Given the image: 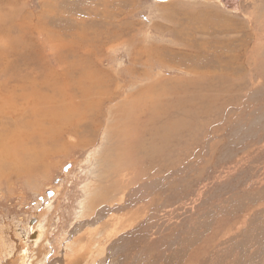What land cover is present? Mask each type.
<instances>
[{
    "label": "rangeland",
    "instance_id": "obj_1",
    "mask_svg": "<svg viewBox=\"0 0 264 264\" xmlns=\"http://www.w3.org/2000/svg\"><path fill=\"white\" fill-rule=\"evenodd\" d=\"M224 1L0 0V264L73 240L74 264H166L182 240L178 264L237 259L264 225V0Z\"/></svg>",
    "mask_w": 264,
    "mask_h": 264
},
{
    "label": "bare ground",
    "instance_id": "obj_2",
    "mask_svg": "<svg viewBox=\"0 0 264 264\" xmlns=\"http://www.w3.org/2000/svg\"><path fill=\"white\" fill-rule=\"evenodd\" d=\"M1 70V69H0ZM9 76V75H8ZM10 77V76H9ZM5 83V82H4ZM6 89V85L5 84H0V90L1 91H3V90H5ZM11 95H14L15 93H14V91H12V90H10V91H8ZM15 98L16 99H22L23 97H22V95H16L15 96ZM95 102L94 101H91L90 103H88L87 104V107L88 108H91V104H94ZM98 101L96 100V104H94L93 105V107L92 108H97V106H98ZM9 108L10 109H13L14 108V105H9ZM1 107H0V113H1ZM5 115V114H4ZM9 115V114H8ZM8 115H6V116H8ZM23 115H24V109L22 110V111H20V113L18 114V118H23ZM114 115V114H113ZM116 115V114H115ZM2 116V115H1ZM4 117V116H3ZM1 118V117H0ZM4 119V118H3ZM7 120V119H6ZM10 122H13V119H10ZM24 125H27V123H24ZM140 130V129H139ZM138 130V131H139ZM137 131V132H138ZM34 129H32V128H29L27 131H25V133H24V135L20 138V141H21V143L19 144V145H16L15 143H11L10 145H11V148L12 149H15V150H17V151H19V152H21V155H22V158L25 160L26 158H24V157H26V154H27V152L29 151V150H31L30 149V147H28V144H30L32 147H34V148H36V149H39L40 147L38 146V144L36 143V141L34 140V138H35V136H32L33 134H34ZM139 133V132H138ZM135 136H136V133L134 134ZM140 135H141V133H140ZM139 135V136H140ZM141 137V136H140ZM136 138V137H135ZM132 139H134V138H132ZM134 141V140H133ZM134 144V143H133ZM136 144V143H135ZM135 144L133 145V147L135 148ZM138 144V143H137ZM27 146V147H26ZM26 147V148H25ZM8 148H10L9 146H8ZM7 148V149H8ZM25 148V149H24ZM21 149H24V152L21 150ZM41 150H40V152L42 153L43 152V148H40ZM13 151V150H12ZM15 152V151H14ZM44 152H45V149H44ZM5 152H3L2 151V149H0V156L1 157H3V159L4 158H6L5 157V154H4ZM26 153V154H25ZM13 154V153H12ZM11 154V155H12ZM97 155V154H96ZM95 155V156H96ZM7 156V155H6ZM28 156V155H27ZM98 156V155H97ZM13 157V155L11 156V158ZM15 158V157H14ZM20 158V157H19ZM28 158V157H27ZM96 158H98V157H96ZM30 159V158H29ZM8 160V159H7ZM90 160H92V159H90ZM10 161V160H9ZM12 161H13V159H12ZM19 161V160H18ZM16 159H14V162L12 163V165H11V163H10V165L11 166H13L14 165V168L18 165L19 166V162H18ZM27 161V160H26ZM29 161V160H28ZM11 162V161H10ZM21 166V165H20ZM18 169V168H17ZM16 170V169H15ZM14 170V171H15ZM23 170V169H22ZM150 171H152L151 169H148V173L150 172ZM154 172V171H153ZM86 192V191H85ZM88 192V191H87ZM88 195V194H87ZM88 197V196H87ZM91 204V203H90ZM90 204H88V203H86L85 204V207H84V209H86V208H88V207H90ZM83 205V204H82ZM222 206V205H221ZM81 207V206H80ZM83 209V208H82ZM219 211V210H218ZM220 214H221V212H220ZM264 214V213H263ZM113 219H114V224H113V222H111L109 219L107 220V222H106V228H105V233H104V236L107 238V239H109V238H111V236H112V234L114 235L115 233L114 232H116V231H118V230H120V228H121V226L118 224V221H117V219H115V217H113ZM120 219V218H119ZM118 219V220H119ZM257 219V218H256ZM259 220H260V218H258ZM121 221H124V220H122L121 219ZM263 221V220H262ZM110 222H111V227H110ZM249 223V222H248ZM254 223V222H253ZM255 225V224H254ZM119 226H120V228H119ZM253 226V225H252ZM122 227H123V223H122ZM260 227V226H259ZM255 228V227H254ZM252 230V229H251ZM250 229H249V231H251ZM94 231V230H93ZM254 231H257V234L255 235V237H251L252 235L250 234V235H247L246 237H245V239H248V238H250L249 240H247V241H243V242H241V244L240 245H238V247H239V249H240V254H239V256L237 257V259L236 260H234L233 262H232V264H264V225H263V227L262 228H260V229H258V230H255L254 229ZM253 231V232H254ZM252 232V231H251ZM250 232V233H251ZM256 233V232H255ZM89 234V233H88ZM186 239V238H185ZM80 241L79 240H73V242H71V245L69 244L68 246H67V250L69 251V252H71L72 254L71 255H67V257H65V258H63L64 260H65V262L63 261V259H62V261H61V263L62 264H74V260L76 259V258H78L79 257V255L81 254V252L83 251V248L80 246L81 244L79 243ZM249 244H248V243ZM252 242H254V245L257 247V250L255 251L256 253L254 254H252V255H249V256H246L248 253L246 252H242V250H245V248L247 249V246H249L250 245V243H252ZM239 243V242H238ZM192 244V243H191ZM190 244V242H187V241H185V240H182L181 242H180V244L177 246V248H174V252H172V258H169V262L167 261L166 262V264H178V262H182V256H185V254H183L184 253V251H185V249L188 247V246H191L192 247V245ZM227 245H229V247H230V244H227ZM226 245V252H228V246ZM253 244H251V246H252ZM254 246V247H255ZM191 247H190V249H191ZM237 247V246H236ZM223 249V248H222ZM221 249V250H222ZM255 249V248H254ZM102 250H103V248H102ZM250 250V249H249ZM89 251V250H88ZM95 252H97V253H99V254H103V253H101V249L99 248V249H97V250H95ZM220 252V251H219ZM225 252V253H226ZM253 252V251H252ZM174 253V254H173ZM214 253V252H213ZM223 253H224V251H223ZM86 254H87V252H86ZM215 254V253H214ZM217 255H219V254H217ZM216 255V256H217ZM215 256V257H216ZM222 256H223V254H222ZM94 258H95V256H94ZM209 259V258H208ZM218 259H219V257H218ZM217 261V260H216ZM220 261H221V259H220ZM219 261V262H220Z\"/></svg>",
    "mask_w": 264,
    "mask_h": 264
},
{
    "label": "water",
    "instance_id": "obj_3",
    "mask_svg": "<svg viewBox=\"0 0 264 264\" xmlns=\"http://www.w3.org/2000/svg\"><path fill=\"white\" fill-rule=\"evenodd\" d=\"M155 1H157V2H167L168 0H155ZM224 1V0H223ZM233 1V2H232ZM231 9H233V10H237V8H238V4H239V0H231ZM224 4H227V2L226 1H224Z\"/></svg>",
    "mask_w": 264,
    "mask_h": 264
},
{
    "label": "flooded vegetation",
    "instance_id": "obj_4",
    "mask_svg": "<svg viewBox=\"0 0 264 264\" xmlns=\"http://www.w3.org/2000/svg\"><path fill=\"white\" fill-rule=\"evenodd\" d=\"M50 196V195H49Z\"/></svg>",
    "mask_w": 264,
    "mask_h": 264
}]
</instances>
